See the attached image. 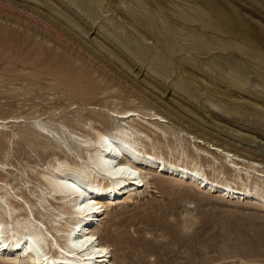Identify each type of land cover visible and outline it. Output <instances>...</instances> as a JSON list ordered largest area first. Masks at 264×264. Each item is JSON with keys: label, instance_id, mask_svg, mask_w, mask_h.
<instances>
[{"label": "rangeland", "instance_id": "374dc122", "mask_svg": "<svg viewBox=\"0 0 264 264\" xmlns=\"http://www.w3.org/2000/svg\"><path fill=\"white\" fill-rule=\"evenodd\" d=\"M131 107L166 115L149 134L164 148L193 151L191 133L264 166V0H0V117L21 120L2 130L8 178L63 149L38 119ZM201 189L112 203L113 264H264V207Z\"/></svg>", "mask_w": 264, "mask_h": 264}, {"label": "bare ground", "instance_id": "6f19581e", "mask_svg": "<svg viewBox=\"0 0 264 264\" xmlns=\"http://www.w3.org/2000/svg\"><path fill=\"white\" fill-rule=\"evenodd\" d=\"M107 112L72 126L78 131L63 124L60 131L38 119L42 133L63 149L51 151L42 163L26 162V177L16 173L8 178L13 163L0 160L1 264H113L111 244L99 235L97 225L112 203L133 202L151 187H202L206 194L247 198L264 207V166L255 155L246 157L191 133L186 134L193 151L180 150L178 143L164 148L149 138L166 135L162 124L169 120L159 110ZM20 121L19 116L0 117V150L9 136L2 131L6 124Z\"/></svg>", "mask_w": 264, "mask_h": 264}, {"label": "water", "instance_id": "95a60500", "mask_svg": "<svg viewBox=\"0 0 264 264\" xmlns=\"http://www.w3.org/2000/svg\"><path fill=\"white\" fill-rule=\"evenodd\" d=\"M191 175V174H190Z\"/></svg>", "mask_w": 264, "mask_h": 264}]
</instances>
